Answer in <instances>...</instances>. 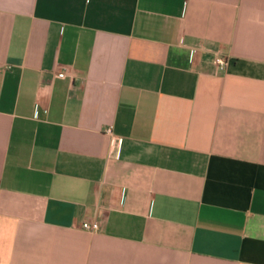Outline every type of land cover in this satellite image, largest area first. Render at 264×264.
<instances>
[{
  "label": "crops",
  "instance_id": "1",
  "mask_svg": "<svg viewBox=\"0 0 264 264\" xmlns=\"http://www.w3.org/2000/svg\"><path fill=\"white\" fill-rule=\"evenodd\" d=\"M0 264H264V0H0Z\"/></svg>",
  "mask_w": 264,
  "mask_h": 264
},
{
  "label": "built area",
  "instance_id": "2",
  "mask_svg": "<svg viewBox=\"0 0 264 264\" xmlns=\"http://www.w3.org/2000/svg\"><path fill=\"white\" fill-rule=\"evenodd\" d=\"M213 62L216 66V69H218V70H223L227 65L226 57H224L221 54H217L215 56ZM64 75H65V73H63V72L58 73L59 77H64ZM105 134L109 137L110 143L112 145H114L117 142V137L113 135L110 127L105 129ZM82 228L87 230V231H90V232L98 231L99 230V223L96 221H94V222L85 221L82 223Z\"/></svg>",
  "mask_w": 264,
  "mask_h": 264
}]
</instances>
